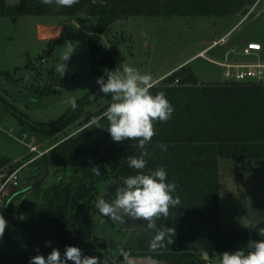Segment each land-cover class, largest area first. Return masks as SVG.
I'll return each instance as SVG.
<instances>
[{"label": "trees", "instance_id": "16d2710c", "mask_svg": "<svg viewBox=\"0 0 264 264\" xmlns=\"http://www.w3.org/2000/svg\"><path fill=\"white\" fill-rule=\"evenodd\" d=\"M258 0H79L72 7L44 5L40 0H18L8 4L0 0V17L18 15L75 17L79 14L96 20L93 28L104 32L115 20L140 16L191 17L246 15ZM98 34L90 37L92 75L97 79L107 76L114 66L111 58L97 59ZM38 66L32 68L38 73ZM3 77V76H2ZM179 80L178 82H176ZM31 91V89H30ZM153 94L163 92L174 106L167 122H156V135L146 145L152 155L147 159L145 173L158 167L167 172V181H176L181 203L170 209L167 217L156 221L157 228L175 227L174 243L158 252L149 251V243L157 229L142 227L130 234L116 229L114 220L105 217L111 231L105 236L97 234L94 226L95 207L99 200V184L110 178L122 182L136 174L128 165L127 157L139 156L138 141L114 142L105 128L90 124L78 134L63 140L48 152L31 161L38 168L71 167L68 179H62L45 189L42 196L23 199L22 190L5 197L0 203V215L7 227L0 240V264H30V258L45 257L58 248L61 254L66 246L82 249L86 256H97L101 264H127L128 257L148 256L159 264H205L204 252L224 253L246 246L249 241L261 240L258 229L225 226L221 203L222 173L220 162L230 160L264 159V83L235 81L200 83L190 64H185L153 84ZM40 96L58 97L59 86L36 87L31 91ZM23 95V90L16 95ZM94 96V98H92ZM111 95L100 92L95 83L75 109L69 108L58 120L51 123L31 122L15 106L2 101L5 108L14 110L22 124L36 132L51 136L77 121L84 109L93 102ZM103 116V115H102ZM108 125L106 118L100 120ZM167 145L161 151L156 145ZM0 155V169L22 165ZM100 168L95 175L92 166ZM40 184L35 190L39 191ZM100 213V212H99ZM109 227V226H108ZM51 245L48 246V242ZM123 245L120 253L111 249ZM39 250V252L37 251ZM69 264L73 262L69 261Z\"/></svg>", "mask_w": 264, "mask_h": 264}, {"label": "rangeland", "instance_id": "374dc122", "mask_svg": "<svg viewBox=\"0 0 264 264\" xmlns=\"http://www.w3.org/2000/svg\"><path fill=\"white\" fill-rule=\"evenodd\" d=\"M17 2L7 0L8 4ZM250 11L246 17L242 14L225 17H133L115 20L104 32H97L93 28L96 20L86 14L75 17H0V75L3 76L0 79V155L10 158L14 164L23 162L22 165H25L20 172L19 187H9L8 193L20 189L23 191L20 200L37 199L48 187L70 178L74 171L71 167L46 171V168L31 166L30 162L88 127L91 116H102L112 100L102 97L93 102L84 109L77 121L51 136L40 134L30 125L22 124L14 110L5 108L2 101L13 104L17 112H23L31 122L51 123L58 120L71 108L70 100L75 98L77 102L83 99L97 81L92 75L91 66L90 37L93 34H98L97 59L111 58L107 69L111 62L114 63L109 70L132 66L142 74H150L153 84H156L169 75L171 69L189 60L186 64L193 68L200 83L222 82L225 80L224 67L214 61H223L225 53L233 47L235 52L232 55L237 52L234 56L238 61H264V48L257 55L239 54L245 39L264 45V0H258ZM223 37H226V41L207 51L206 57H195L214 40ZM68 42L75 51L65 62L68 69L62 76L57 69L64 62L62 55ZM36 66L40 67L36 77L32 78V68ZM51 85L60 87L61 94L58 97L31 93L36 87ZM20 90L25 94L17 96ZM220 170L225 226L264 228V159H223ZM110 182L108 178L99 184V200L102 195L111 193ZM38 184L39 191L35 190ZM93 213L97 234L105 236L113 232V235H118L116 231H111L104 216L97 211ZM113 226L115 230H126L129 234L142 228L131 224L126 226L117 220ZM111 250L120 253L124 249L119 244ZM221 254H213L211 259L215 264H219ZM130 259L133 264L160 263L148 256H133Z\"/></svg>", "mask_w": 264, "mask_h": 264}, {"label": "clouds", "instance_id": "9594fccd", "mask_svg": "<svg viewBox=\"0 0 264 264\" xmlns=\"http://www.w3.org/2000/svg\"><path fill=\"white\" fill-rule=\"evenodd\" d=\"M44 5H56L60 7H72L79 0H40ZM75 49L68 42L65 45L62 59L63 64L57 69L62 76L68 69L65 63L74 53ZM104 76L97 79L100 92L111 95L112 102L103 113V116L93 115L90 118V126L105 128L110 133L114 142L123 143L125 140L138 141V147L142 150L139 156L127 157L130 168L136 170V174L126 177L117 183L111 202L103 198L98 200L95 207L102 216L112 220L143 221L148 228L157 229L149 243V251L158 252L166 249L174 243L176 235L175 227L157 228L156 221L161 217H167L170 209L180 205L181 200L177 193L176 181H167V172L163 167H158L145 173L147 159L152 155L146 145L150 144L156 135V122H167L174 113V106L163 92L153 94L150 89L153 86V78L150 74L141 73L138 69L125 65L122 70H107ZM94 98V96L92 97ZM73 109L77 107L75 98L70 100ZM106 118L108 125L100 124V120ZM161 151H167V145H156ZM92 171L100 175L99 166L93 165ZM7 221L0 215V240L3 239L7 227ZM254 228L255 226L252 225ZM259 235L264 237V228L258 229ZM51 242H48V246ZM245 248L235 251H225L221 254L219 264H264V239L249 241ZM39 252V250L37 249ZM207 256L208 254L205 253ZM127 264L133 261L124 254ZM101 264L97 256H86L82 249L69 245L63 254L58 248L45 257L37 254L30 258V264ZM104 264V262H103Z\"/></svg>", "mask_w": 264, "mask_h": 264}, {"label": "built area", "instance_id": "2783aa9c", "mask_svg": "<svg viewBox=\"0 0 264 264\" xmlns=\"http://www.w3.org/2000/svg\"><path fill=\"white\" fill-rule=\"evenodd\" d=\"M251 12V11H250ZM248 12L245 17L250 13ZM244 17V18H245ZM226 41V37L219 40H214L207 48L199 51L195 57H206V52L211 48ZM264 45L257 41L247 40L244 42L242 50L239 54L250 56L258 54V51L263 50ZM235 48L228 50L225 53L223 61H214L224 67V77L226 81H235L241 83H264V61L257 62H241L235 59ZM177 80L176 82H178ZM33 161V160H32ZM25 165L11 167L7 165L0 169V203L5 197L12 195L8 193L9 187L16 189L20 185V172ZM205 264H215L209 257L205 259Z\"/></svg>", "mask_w": 264, "mask_h": 264}, {"label": "water", "instance_id": "95a60500", "mask_svg": "<svg viewBox=\"0 0 264 264\" xmlns=\"http://www.w3.org/2000/svg\"><path fill=\"white\" fill-rule=\"evenodd\" d=\"M0 79H3V77L0 75ZM119 181H116V180H113L110 182L109 184V189L110 191H112V193H115V190H116V187H117V183ZM104 195L101 197L103 198ZM105 199L108 200L109 202L112 201L113 199V196L111 195H105ZM126 221H121L123 224H125L126 226H128L129 224L131 225H135V226H141V227H147V223L146 222H143V221H136V222H132L129 220V218H125ZM117 221H120V220H117ZM248 226H250V223H248ZM205 253H207L208 255L206 256ZM210 257V253L209 252H204V259H207Z\"/></svg>", "mask_w": 264, "mask_h": 264}, {"label": "crops", "instance_id": "0c3cea01", "mask_svg": "<svg viewBox=\"0 0 264 264\" xmlns=\"http://www.w3.org/2000/svg\"><path fill=\"white\" fill-rule=\"evenodd\" d=\"M40 24H41V23H39L38 26H40ZM40 37H41V36H40ZM246 40H248V39H245L243 42H245ZM188 61H189V60L184 61V62L181 63L179 66H177V67L171 69L170 72L172 73L173 71L177 70V69H178L181 65H183L184 63H185V64L188 63ZM185 64H184V65H185Z\"/></svg>", "mask_w": 264, "mask_h": 264}, {"label": "flooded vegetation", "instance_id": "af4514ba", "mask_svg": "<svg viewBox=\"0 0 264 264\" xmlns=\"http://www.w3.org/2000/svg\"><path fill=\"white\" fill-rule=\"evenodd\" d=\"M40 66H38V68H39ZM36 72V70H33V72L32 73H35ZM111 193H109V195H111V196H113V194L114 193H112V191H110ZM103 196V195H102ZM119 222H121V221H119Z\"/></svg>", "mask_w": 264, "mask_h": 264}]
</instances>
